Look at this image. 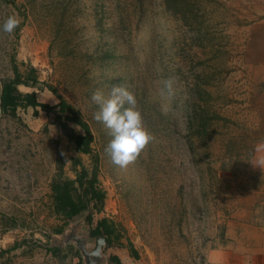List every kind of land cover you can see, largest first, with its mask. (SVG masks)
Listing matches in <instances>:
<instances>
[{"label": "rangeland", "instance_id": "1", "mask_svg": "<svg viewBox=\"0 0 264 264\" xmlns=\"http://www.w3.org/2000/svg\"><path fill=\"white\" fill-rule=\"evenodd\" d=\"M11 15L21 23L0 31V83L14 67L22 80L35 69V87L54 90L93 141L91 155L77 154L52 115L2 113L0 264H84L72 244L58 256L47 246L70 225L81 235L100 219L115 229L108 248L130 257L131 244L133 264H205L236 222L264 226V173L251 168L264 140V0H0V28ZM168 77L177 95L165 114L158 90ZM114 85L135 95L156 137L123 168L105 151L113 137L90 99ZM94 157L104 200L91 226L87 212L67 222L50 189L57 164L73 180L72 160L90 170Z\"/></svg>", "mask_w": 264, "mask_h": 264}, {"label": "trees", "instance_id": "2", "mask_svg": "<svg viewBox=\"0 0 264 264\" xmlns=\"http://www.w3.org/2000/svg\"><path fill=\"white\" fill-rule=\"evenodd\" d=\"M14 69L15 78L7 83H2V113L8 112L11 117L15 118L17 117L16 111L20 107H39L47 116H53V124L58 126L62 135L74 145L75 153L91 155L93 137L88 124L52 89L49 91L59 100L58 105L53 107L38 103L34 93L21 94L17 89L18 85H31V87H34L37 83V78L34 75L36 70L32 68L31 75L27 80H22L16 67ZM33 116H37L36 111L33 112ZM69 124L79 127L81 133H77ZM44 129L46 130V127ZM92 162L91 169L87 170L78 159H73L71 163V168L75 172V179L73 180L64 176L63 162L57 164V178L52 181L50 189L56 212L67 222L81 213L87 212L88 215L85 218V222L91 226L93 220L91 210H96L98 206L100 207L104 200V192L96 187L98 158L94 157ZM77 166H80L79 171H77ZM90 204H92V207H90ZM101 231L105 234L106 247H112V236L115 233L112 224L106 219H100L97 221L96 226L90 229V235L93 237L98 236ZM61 232L59 231L58 234ZM118 245L120 246L121 244L118 243ZM16 247H19V244L14 246V248ZM68 247L72 248L71 246ZM47 251L53 256H58L63 251V248H48ZM129 252L131 257L139 259L136 250L131 244L129 245ZM76 253L79 254L77 251ZM110 261L119 264L116 256H111Z\"/></svg>", "mask_w": 264, "mask_h": 264}, {"label": "clouds", "instance_id": "3", "mask_svg": "<svg viewBox=\"0 0 264 264\" xmlns=\"http://www.w3.org/2000/svg\"><path fill=\"white\" fill-rule=\"evenodd\" d=\"M21 20L16 15L9 16L0 31L12 35L19 27ZM177 95L174 77L162 81L158 90L161 99V110L167 114L172 109ZM91 102L98 106L93 119L110 130L112 139L105 151L114 164L127 167L137 160L140 153L156 140L155 135L144 125L142 113L137 110L135 95L121 85H114L109 97L103 91L95 90ZM127 105V107H126Z\"/></svg>", "mask_w": 264, "mask_h": 264}, {"label": "crops", "instance_id": "4", "mask_svg": "<svg viewBox=\"0 0 264 264\" xmlns=\"http://www.w3.org/2000/svg\"><path fill=\"white\" fill-rule=\"evenodd\" d=\"M258 69L263 74L264 83V66ZM39 90V94L36 95L38 103L52 107L58 105L59 100L51 92ZM31 110L32 113L37 112L35 117L37 119H42V115L47 116L39 107ZM42 123L36 125L40 126ZM251 168L258 173H264V140L256 143L251 157ZM234 225L237 229L235 233L227 231L225 235L220 236V242L215 247L206 250L205 264H264V226L250 225L248 221H238ZM129 256L124 255L126 261L133 264L135 258L131 257L130 253Z\"/></svg>", "mask_w": 264, "mask_h": 264}, {"label": "water", "instance_id": "5", "mask_svg": "<svg viewBox=\"0 0 264 264\" xmlns=\"http://www.w3.org/2000/svg\"><path fill=\"white\" fill-rule=\"evenodd\" d=\"M18 91L21 94H39L40 90L37 87H29L25 85H18ZM2 84L0 83V117L2 115ZM92 207V204H90ZM88 213L84 216V220ZM79 225L73 224L70 225V228L64 231L63 234H59L56 239V244L52 246H47V248H61L66 245H74L82 258L84 264H111L110 257L116 256L119 260V264H131L126 261L125 257H122L120 254L116 253L112 248H106V238L105 234L101 231L98 236L94 237L93 243L90 240V231L86 234L78 235ZM138 264H141L140 262Z\"/></svg>", "mask_w": 264, "mask_h": 264}, {"label": "flooded vegetation", "instance_id": "6", "mask_svg": "<svg viewBox=\"0 0 264 264\" xmlns=\"http://www.w3.org/2000/svg\"><path fill=\"white\" fill-rule=\"evenodd\" d=\"M111 264H116V263H114V262L111 261Z\"/></svg>", "mask_w": 264, "mask_h": 264}]
</instances>
